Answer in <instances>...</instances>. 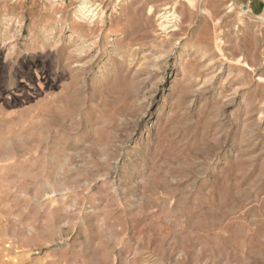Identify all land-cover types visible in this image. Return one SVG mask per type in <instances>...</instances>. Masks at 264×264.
<instances>
[{
  "label": "rangeland",
  "instance_id": "1",
  "mask_svg": "<svg viewBox=\"0 0 264 264\" xmlns=\"http://www.w3.org/2000/svg\"><path fill=\"white\" fill-rule=\"evenodd\" d=\"M0 264H264V11L0 0Z\"/></svg>",
  "mask_w": 264,
  "mask_h": 264
},
{
  "label": "crops",
  "instance_id": "2",
  "mask_svg": "<svg viewBox=\"0 0 264 264\" xmlns=\"http://www.w3.org/2000/svg\"><path fill=\"white\" fill-rule=\"evenodd\" d=\"M248 2V9L250 11H255L256 13H259L260 11H264V5L259 6V2H262V0H246Z\"/></svg>",
  "mask_w": 264,
  "mask_h": 264
},
{
  "label": "bare ground",
  "instance_id": "3",
  "mask_svg": "<svg viewBox=\"0 0 264 264\" xmlns=\"http://www.w3.org/2000/svg\"><path fill=\"white\" fill-rule=\"evenodd\" d=\"M170 16H172L171 20H173V22H177L178 20V16L177 14H169V15H161L162 18H164V20L166 21L167 20V23L170 21ZM160 24L164 25L163 22H161ZM167 26V25H166Z\"/></svg>",
  "mask_w": 264,
  "mask_h": 264
}]
</instances>
